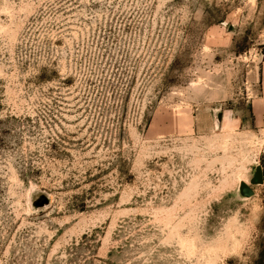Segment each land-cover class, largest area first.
Segmentation results:
<instances>
[{"label":"rangeland","instance_id":"obj_1","mask_svg":"<svg viewBox=\"0 0 264 264\" xmlns=\"http://www.w3.org/2000/svg\"><path fill=\"white\" fill-rule=\"evenodd\" d=\"M263 55L264 0H0V264H264Z\"/></svg>","mask_w":264,"mask_h":264},{"label":"crops","instance_id":"obj_2","mask_svg":"<svg viewBox=\"0 0 264 264\" xmlns=\"http://www.w3.org/2000/svg\"><path fill=\"white\" fill-rule=\"evenodd\" d=\"M250 112L253 120V127L257 131L258 136L264 142V55L260 68L259 92L250 100Z\"/></svg>","mask_w":264,"mask_h":264},{"label":"water","instance_id":"obj_3","mask_svg":"<svg viewBox=\"0 0 264 264\" xmlns=\"http://www.w3.org/2000/svg\"><path fill=\"white\" fill-rule=\"evenodd\" d=\"M263 181V175L261 167H256L254 177L251 179L252 184H260ZM239 190L243 196L249 197L253 194V191L245 184V182H241L239 186Z\"/></svg>","mask_w":264,"mask_h":264},{"label":"flooded vegetation","instance_id":"obj_4","mask_svg":"<svg viewBox=\"0 0 264 264\" xmlns=\"http://www.w3.org/2000/svg\"><path fill=\"white\" fill-rule=\"evenodd\" d=\"M262 175H263V171H262ZM264 176V175H263Z\"/></svg>","mask_w":264,"mask_h":264}]
</instances>
